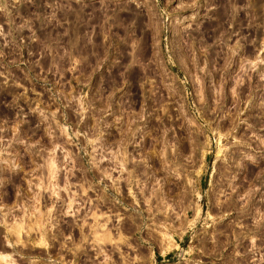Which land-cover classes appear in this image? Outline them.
I'll return each instance as SVG.
<instances>
[{
  "label": "rangeland",
  "instance_id": "obj_1",
  "mask_svg": "<svg viewBox=\"0 0 264 264\" xmlns=\"http://www.w3.org/2000/svg\"><path fill=\"white\" fill-rule=\"evenodd\" d=\"M0 257L264 264V0H0Z\"/></svg>",
  "mask_w": 264,
  "mask_h": 264
},
{
  "label": "bare ground",
  "instance_id": "obj_2",
  "mask_svg": "<svg viewBox=\"0 0 264 264\" xmlns=\"http://www.w3.org/2000/svg\"><path fill=\"white\" fill-rule=\"evenodd\" d=\"M222 24H223V23H221V27L223 26ZM218 25H220V24H218ZM218 29H220V28H218ZM222 29H223V28H221V29H220V30H221V31H220V32H221V34H222V32H224V31H222ZM224 30H225V29H224ZM217 32L219 33V30H218ZM221 34H219V35H221ZM222 35H223V34H222ZM220 37H222V36H220ZM0 260H2V258H1V257H0ZM0 263H1V262H0Z\"/></svg>",
  "mask_w": 264,
  "mask_h": 264
}]
</instances>
